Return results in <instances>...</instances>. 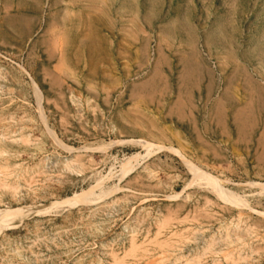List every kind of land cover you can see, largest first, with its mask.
<instances>
[{
	"label": "rangeland",
	"instance_id": "obj_1",
	"mask_svg": "<svg viewBox=\"0 0 264 264\" xmlns=\"http://www.w3.org/2000/svg\"><path fill=\"white\" fill-rule=\"evenodd\" d=\"M115 262L264 264V0H0V264Z\"/></svg>",
	"mask_w": 264,
	"mask_h": 264
},
{
	"label": "bare ground",
	"instance_id": "obj_2",
	"mask_svg": "<svg viewBox=\"0 0 264 264\" xmlns=\"http://www.w3.org/2000/svg\"><path fill=\"white\" fill-rule=\"evenodd\" d=\"M20 139V138H19ZM3 152V151H2ZM181 152V151H180ZM179 154V153H178ZM180 154H182V153H180ZM184 155V154H183ZM181 158L182 159H184L183 161L185 162V165H187V167L190 169V170H192V171H195L196 172V174L197 175H200V173L197 171V169L193 166V165H191L190 163H189V161L186 159V158H184V156H182L181 155ZM83 169V168H82ZM6 171V170H5ZM204 181H205V183L210 187V189L212 190V193L214 192L220 199H222V200H225V201H231V202H235V199L233 198V196H232V194H231V192H229V190L227 191V190H225L219 183H217V181L215 180V179H213V178H210L209 176H205L204 177ZM25 183V182H24ZM68 200V199H67ZM113 202V201H112ZM40 203V202H39ZM55 202H52L51 204H54ZM36 204V203H35ZM34 204V205H35ZM33 205V204H32ZM32 205H30V206H32ZM26 208V207H25ZM30 208V207H29ZM26 210V209H25ZM7 211V214H10L11 212H12V214H16V213H13V211H8V210H6ZM38 212H40V213H43V212H45V206H43V205H37V206H35V207H33L32 208V212H31V214L32 213H38ZM29 214H30V212H29ZM30 214V215H31ZM28 215V214H27ZM34 215V214H33ZM181 220V219H180ZM9 224V223H8ZM229 225V224H228ZM161 226V225H160ZM159 226V227H160ZM191 227V226H190ZM1 228H3V227H1ZM222 228H224V227H222ZM159 229V228H158ZM198 231V230H197ZM196 231V232H197ZM160 232V231H159ZM232 232V231H231ZM235 232V231H234ZM193 233V232H192ZM226 234V233H225ZM240 234V233H239ZM232 236V235H231ZM174 237V236H173ZM228 237H230V236H228ZM233 237V236H232ZM170 238V237H169ZM224 238H225V236H224ZM235 238H237V237H235ZM133 239L134 238H132V240H131V242L133 241ZM180 239V238H179ZM234 239V238H233ZM238 239V238H237ZM222 240V239H221ZM158 241V240H157ZM231 241H232V239H231ZM231 241H229V242H231ZM113 242V241H112ZM159 242V241H158ZM238 242V241H237ZM243 242V241H242ZM172 243H173V241H172ZM214 243H215V241H214ZM169 244V243H168ZM215 245V244H214ZM133 248V247H132ZM240 248V247H239ZM246 249V248H245ZM165 251V250H164ZM236 251V250H235ZM216 253V252H215ZM225 253V252H224ZM111 254V253H110ZM162 254H164V253H162ZM238 254V253H237ZM198 255V254H197ZM158 257V256H157ZM164 257V256H163ZM162 257V258H163ZM116 259V258H115ZM120 259V258H119ZM188 260V259H187ZM119 261V260H118ZM156 261V260H155ZM155 261H153L152 260V262H155ZM173 261V260H172ZM150 263V262H149ZM114 264H117V262H115ZM152 264V263H151Z\"/></svg>",
	"mask_w": 264,
	"mask_h": 264
}]
</instances>
